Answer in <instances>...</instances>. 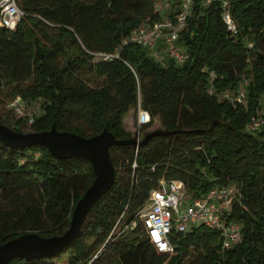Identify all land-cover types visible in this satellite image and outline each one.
Wrapping results in <instances>:
<instances>
[{
  "label": "trees",
  "instance_id": "trees-1",
  "mask_svg": "<svg viewBox=\"0 0 264 264\" xmlns=\"http://www.w3.org/2000/svg\"><path fill=\"white\" fill-rule=\"evenodd\" d=\"M158 1L16 0L23 16L13 30L0 27V104L40 102L32 132L54 125L86 138L107 130L131 139L122 121L138 102L150 117L139 132L156 118L163 130L184 131L138 148L111 147L114 184L90 210L79 237L50 258L8 264H56L63 255L67 264H264V134L246 130L264 102V0H228L235 36L219 2L192 0L179 33L187 56L181 65L122 44L144 21L159 18ZM245 80L244 104L221 99ZM0 124L22 133L25 122L3 118ZM94 177L84 158L56 160L40 146L0 143V196L12 203L0 207V244L27 232L63 234ZM161 180L181 181L188 199L233 186L236 198L222 217L240 224L241 242L223 249L219 231L198 225L172 231L173 251L159 252L138 216ZM28 195L32 200L21 203Z\"/></svg>",
  "mask_w": 264,
  "mask_h": 264
},
{
  "label": "built area",
  "instance_id": "built-area-1",
  "mask_svg": "<svg viewBox=\"0 0 264 264\" xmlns=\"http://www.w3.org/2000/svg\"><path fill=\"white\" fill-rule=\"evenodd\" d=\"M206 5L219 2L222 8V19L232 36L236 35V27L230 16L228 0H204ZM176 10L166 19L160 15L172 8L170 0H159L155 4V13L158 19L144 21L137 29L123 40L122 44H138L146 49L150 57L158 62L167 57L177 65L183 64L187 58L186 53L179 43V33L186 27V18L192 7V0H178ZM23 16L16 0H0V27L13 30L16 23ZM252 47L251 44L248 45ZM112 55L100 54L98 58L108 60ZM245 80L239 84L236 91L226 90L221 94V99L231 105L244 104L246 98ZM213 89H210V93ZM16 99L6 105L18 119L31 125L39 114L38 107ZM150 122L149 114L141 108L138 102L136 110L137 133L139 129ZM246 130L250 133L264 134V102L261 101L256 112L251 116ZM138 141L140 139H137ZM237 191L233 186L215 187L200 197L188 199L185 185L181 181L172 180L159 182L157 189L151 191L139 218L148 240L159 252H172L170 235L172 231L186 233L191 228L203 225L219 231L222 248H229L241 242V226L236 222H226L222 217L229 212L236 198Z\"/></svg>",
  "mask_w": 264,
  "mask_h": 264
},
{
  "label": "water",
  "instance_id": "water-1",
  "mask_svg": "<svg viewBox=\"0 0 264 264\" xmlns=\"http://www.w3.org/2000/svg\"><path fill=\"white\" fill-rule=\"evenodd\" d=\"M182 132L184 131L158 129L149 132L138 141L132 138L118 140L107 130L86 138L70 132H59L54 125L44 132L18 133L0 124V143L3 146L16 149L40 146L56 160L84 158L90 163L95 175L91 185L75 204L69 226L63 234L45 238L35 232H27L2 243L0 244V264H8L14 258L29 260L50 258L79 237L90 210L114 184L115 171L109 155L111 147L138 148L152 137Z\"/></svg>",
  "mask_w": 264,
  "mask_h": 264
},
{
  "label": "rangeland",
  "instance_id": "rangeland-1",
  "mask_svg": "<svg viewBox=\"0 0 264 264\" xmlns=\"http://www.w3.org/2000/svg\"><path fill=\"white\" fill-rule=\"evenodd\" d=\"M171 4H172V8L169 9L168 11H166L165 13L163 12L161 15H160V19H166L168 18L171 13H173L177 6H178V0H170ZM90 85L91 86H96L97 84V80L94 79L93 76L90 77V81H89ZM39 103L40 102H36V103H33L34 105H31L30 107H34V106H39ZM7 108L5 105H2L0 104V119H3L5 118L6 122L9 123V124H12L18 120V118L16 116H14L12 113H7L8 111H6ZM123 128L125 131L129 132L131 135H132V139H142L144 134L146 133H149L151 131H154V130H158V129H162L160 123H159V120L156 118L152 121V123H150V126L147 127L145 129L144 132H140L138 135H136L137 133V123H136V112L134 109H131L127 114L126 116L123 118ZM21 132L22 133H29V132H32L31 128H30V125L26 124L24 126H22L20 128ZM34 195V194H33ZM32 197H29L26 196V197H22L21 198V203H24V202H29ZM33 202V201H32ZM37 202V201H36ZM12 203L10 202H5V200L3 199V197L0 196V207L1 208H8V207H11ZM54 262L56 264H67V255H63L61 257H59L58 259H55Z\"/></svg>",
  "mask_w": 264,
  "mask_h": 264
}]
</instances>
